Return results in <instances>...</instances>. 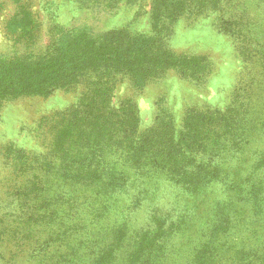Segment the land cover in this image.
Returning a JSON list of instances; mask_svg holds the SVG:
<instances>
[{"label": "rangeland", "instance_id": "obj_1", "mask_svg": "<svg viewBox=\"0 0 264 264\" xmlns=\"http://www.w3.org/2000/svg\"><path fill=\"white\" fill-rule=\"evenodd\" d=\"M20 6L30 39L8 27ZM75 37L105 57L0 96V264H264V0H0V62ZM92 152L117 186L79 178Z\"/></svg>", "mask_w": 264, "mask_h": 264}, {"label": "trees", "instance_id": "obj_2", "mask_svg": "<svg viewBox=\"0 0 264 264\" xmlns=\"http://www.w3.org/2000/svg\"><path fill=\"white\" fill-rule=\"evenodd\" d=\"M18 14L12 16L8 21V27L14 23L16 27L21 28V36L26 37V39L31 38V31L33 30V26H30L31 22L35 21L33 18V14L29 11L26 7L20 6ZM203 9H199V12H203ZM171 18L172 15H167ZM166 16V17H167ZM172 21L174 18H171ZM14 27V29H16ZM38 27V25H37ZM13 29V30H14ZM79 39L75 37L74 39H70V44H66L64 50H59V53L55 55L54 53L41 56L35 59V62L24 64V67H18V64H11L13 60L8 61H1L0 62V96L5 94L6 89L11 87V85L16 86H24L21 88H25L24 91L32 94H40L45 95L48 94L55 86L62 85L65 79L73 76L76 72H74L75 68H80L82 64L87 63L84 61L85 58L88 57H95L97 56L98 59L96 61H101L102 57H105L104 52L99 51L98 48L92 47L91 51H87L85 49H81L78 52H75V49L72 47L73 42ZM87 39V38H86ZM94 44L97 42L92 41ZM86 55V56H84ZM92 55V56H91ZM84 56V57H83ZM87 109L78 110L74 113L73 119H69V124L67 126H63L59 133L62 137H67L73 135V133L79 131V126L81 122L86 119L90 118V122L92 123L95 120L98 121L100 119H105L107 112L103 111L99 105L97 108L92 112H87ZM113 116V115H111ZM131 115L125 111H120L118 116H114V118H123V117H130ZM215 119H218L215 115H211ZM113 119V118H112ZM205 124V123H204ZM183 135L188 136L191 135L190 131L184 132ZM125 150L130 148V156H133V159L139 155V151L134 148V145L131 147L124 146ZM99 155L100 153H90L89 156H85L88 158L87 162L83 163V167L85 168L84 173L79 176V178L85 180L89 184H94L96 188H98L100 183L107 187L117 186L119 181L122 179L120 175H113V169L109 168L105 171L101 170L98 165L102 163L99 162ZM129 156V155H128ZM131 160V157L130 159ZM137 161L142 162L143 158L140 157ZM143 163V162H142ZM144 164V163H143ZM190 164V159L188 156H182L178 159H175L170 162L168 166V170L166 171L167 175H175L179 171H183L185 174V170L188 172L187 167ZM194 174V172H192ZM204 175H209L208 169L203 171ZM192 185V184H189ZM100 189V188H98Z\"/></svg>", "mask_w": 264, "mask_h": 264}]
</instances>
